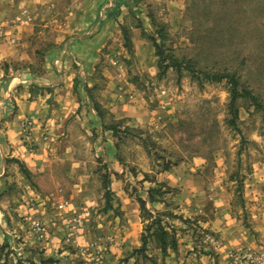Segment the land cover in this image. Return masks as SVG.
Here are the masks:
<instances>
[{
    "label": "rangeland",
    "instance_id": "374dc122",
    "mask_svg": "<svg viewBox=\"0 0 264 264\" xmlns=\"http://www.w3.org/2000/svg\"><path fill=\"white\" fill-rule=\"evenodd\" d=\"M73 2L62 0V8ZM110 3L108 0L102 7L116 18L115 48L110 49L109 44L95 70L86 76L78 74L91 86L86 87L82 108L69 119L66 132L55 140L42 136L44 141L48 139L49 148L52 144L59 146V154L90 165L95 199L90 204L81 203L76 214L67 217L66 247L75 256L65 264H111L114 247L125 251L124 244L118 246L111 238L116 235L115 224L125 222L117 190L114 191L118 186L133 199L142 218L140 244L120 264H169L166 257L170 254H163L154 222L161 223L178 244V237L191 230L204 246L219 248L216 236L202 230L195 221L175 214L180 208L194 207L191 205L198 197L194 190L198 177L204 180L201 186L208 199L221 191L232 198L234 213L257 246L230 251L228 263L233 264L235 251L264 248V111L246 99L240 100L235 129L230 125L233 116L229 82H211L204 74L237 73L241 89L253 91L264 103V0H115L113 8H108ZM15 8L10 6L5 12L0 6L1 40L8 36V29L22 23L20 18L9 16ZM27 9L23 7L20 12L25 15ZM92 9L89 6L88 10ZM45 24L39 22L36 30L51 31ZM103 30L106 34L108 27ZM40 41L34 48L33 62L0 61V81L8 82L26 73L34 78L43 76L48 44ZM114 56H118L117 65L112 63ZM175 59L185 65L190 63L195 74L185 69L180 75L175 67L162 74L160 61L170 66ZM106 68H112L117 77L111 87ZM111 91L116 97L112 106L115 112L107 106L110 100H100L104 95L109 98ZM99 106L106 115L105 124L118 127L117 136L94 119ZM32 141L33 148L22 142L31 153L40 146L34 134ZM166 165L171 169L162 173L167 177L175 175L181 179L180 185L163 183L173 189L171 193H152L151 189H159L156 177ZM15 191L16 198L23 193L19 188ZM141 199L147 203L143 212ZM76 218L83 220L81 227H76ZM36 219L48 231L45 242L31 232ZM22 223L25 230L21 233H26L35 245L44 247L50 243L48 226L37 213ZM21 233L8 251L7 247L0 249V257L7 253L17 256L23 251L20 247L27 242ZM144 237L147 246L140 250ZM79 238L87 246H82ZM207 253L202 250V254Z\"/></svg>",
    "mask_w": 264,
    "mask_h": 264
},
{
    "label": "crops",
    "instance_id": "0c3cea01",
    "mask_svg": "<svg viewBox=\"0 0 264 264\" xmlns=\"http://www.w3.org/2000/svg\"><path fill=\"white\" fill-rule=\"evenodd\" d=\"M114 1L111 0L108 8H113ZM104 4H108V0H74L64 8L62 0H0L5 12L10 6L16 7L14 14L9 16L15 20L20 18L22 22L15 29H8V36H2L4 40L0 39V61L33 62L34 48L41 43L40 39L45 40L42 41L45 46L48 44L43 76L34 78L26 73L8 82L0 81V249L7 247L8 251L15 237L25 230L23 219L36 213L51 233V241L44 247L35 245L26 233H21L27 242L20 247L23 251L17 256L3 254L0 264H65L75 256L66 247L69 241L67 217L76 214L81 203L90 204L95 199L90 184V165L59 154L61 148L53 144L49 148L47 142L50 136L55 140L66 132L70 127L67 125L71 122L69 119L82 108L85 89L91 85L78 74L86 76L95 70L109 44L110 49L116 46L113 43L116 18L108 9H103ZM89 6L93 9L88 10ZM23 7H28L26 13L23 12L25 15L20 12ZM39 22H46L45 26L51 31L39 33L36 30ZM105 26L108 27L106 34ZM75 69L81 71L74 72ZM105 76L109 78L110 87L116 83L112 68H106ZM109 94V98L104 95L100 100H110L107 106L115 112L112 106L116 97L112 91ZM27 119L33 121V134L40 143L33 153L22 145L23 123ZM94 119L103 127L99 114L94 115ZM84 128L89 129L87 125ZM44 134L48 135L47 141L43 140ZM180 181L171 174L167 177L161 173L156 177L157 183L173 187H178ZM203 181L202 177L196 179L194 190L198 197L192 202L194 207L180 208L175 214L195 221L202 230L216 236L220 247L204 246L198 242L199 236L187 230L184 237H178V250L168 251L166 262L169 264H229L230 251L243 246L257 247L234 213L232 198L221 191L208 199L201 186ZM16 188L23 191L17 194L19 198H16ZM116 190L125 222L115 224L116 235L111 238L118 246L124 244L126 249L114 247L111 264H120L126 254L138 247L142 231L139 208L119 186ZM106 228L111 232L110 225ZM78 240L82 246H87L81 238ZM202 250L208 253L202 254Z\"/></svg>",
    "mask_w": 264,
    "mask_h": 264
},
{
    "label": "trees",
    "instance_id": "16d2710c",
    "mask_svg": "<svg viewBox=\"0 0 264 264\" xmlns=\"http://www.w3.org/2000/svg\"><path fill=\"white\" fill-rule=\"evenodd\" d=\"M184 62H181L178 59H175L173 62V65H165V61L161 60L160 61V67L164 69L163 73L167 72L168 68L170 67H175L180 75H182L183 71L189 70L190 72H193L195 74V70L191 67L189 64H183ZM206 78L210 80L211 82H224V80H227L230 84L231 88V103H230V111L233 116V118L230 121V125L234 127L235 129H238L237 127V119L239 117V107H238V102L242 99H246L249 101L257 110H262L264 111V103L254 94L253 91H250L248 89H241V81L237 77V73L230 74H212L209 72H204ZM195 76V75H194ZM102 107L99 106L97 108V111L99 113L100 118L102 119L104 126L109 129L114 131L115 136H117L118 133V127L115 126H110L108 127L107 124H105V113L102 111ZM171 169L170 165L164 166V168L159 171L160 173L169 171ZM159 189H151L152 193H171L173 189L168 187L165 184H158ZM160 189L164 190V192L159 191ZM140 203L142 204V212L146 210V201L144 199L140 200ZM154 224L158 225V233H159V243L161 245L163 254L168 253L169 249H173L174 251H177L178 248V242L176 240L175 236H172L169 231L166 230V228L161 224L154 222ZM171 237V238H170ZM172 240V241H171ZM147 246V241L145 240V237L143 238V248L140 250L145 249Z\"/></svg>",
    "mask_w": 264,
    "mask_h": 264
},
{
    "label": "built area",
    "instance_id": "2783aa9c",
    "mask_svg": "<svg viewBox=\"0 0 264 264\" xmlns=\"http://www.w3.org/2000/svg\"><path fill=\"white\" fill-rule=\"evenodd\" d=\"M118 56L112 58V63L117 65ZM33 121L27 119L23 123V134L22 141L28 146L33 148ZM76 227H81L83 225V220L76 218L74 220ZM33 235L40 241L45 242L48 240V231L45 225L38 219L34 220L30 226ZM233 264H264V248L261 249H251L245 248L239 251H235L232 254Z\"/></svg>",
    "mask_w": 264,
    "mask_h": 264
}]
</instances>
